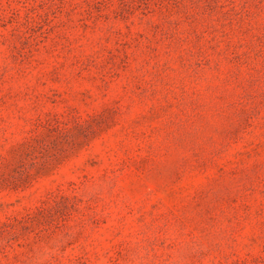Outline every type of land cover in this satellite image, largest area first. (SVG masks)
<instances>
[{
    "label": "rangeland",
    "instance_id": "obj_1",
    "mask_svg": "<svg viewBox=\"0 0 264 264\" xmlns=\"http://www.w3.org/2000/svg\"><path fill=\"white\" fill-rule=\"evenodd\" d=\"M0 264H264V0H0Z\"/></svg>",
    "mask_w": 264,
    "mask_h": 264
}]
</instances>
